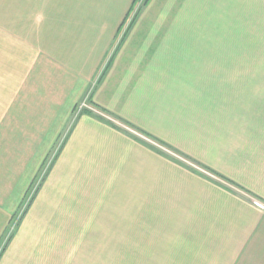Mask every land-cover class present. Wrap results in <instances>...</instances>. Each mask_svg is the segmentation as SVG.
Returning a JSON list of instances; mask_svg holds the SVG:
<instances>
[{
	"label": "crops",
	"instance_id": "crops-1",
	"mask_svg": "<svg viewBox=\"0 0 264 264\" xmlns=\"http://www.w3.org/2000/svg\"><path fill=\"white\" fill-rule=\"evenodd\" d=\"M216 1L227 4L150 0L129 28L135 0H0V264L70 263L73 248L87 246L89 228L71 215L87 212V198L101 199L104 190L113 204L136 200L128 213L145 223L152 213L175 223L177 235L203 248L202 261L264 264V129H236L232 144L226 134L211 144L218 129H207L206 139L176 122L190 105L199 109V90L185 89L194 84L184 65L210 53L200 47L210 35L199 21L215 20ZM86 98L93 111L77 113ZM129 129L170 143L216 178L169 173L173 163ZM152 174L175 184L151 183ZM153 197L159 207L151 211Z\"/></svg>",
	"mask_w": 264,
	"mask_h": 264
},
{
	"label": "rangeland",
	"instance_id": "rangeland-1",
	"mask_svg": "<svg viewBox=\"0 0 264 264\" xmlns=\"http://www.w3.org/2000/svg\"><path fill=\"white\" fill-rule=\"evenodd\" d=\"M226 1L227 4H219L216 1V5L210 7V17L214 15V21H199L200 33L208 32L210 35L208 38L199 39L200 47L210 50V53L202 54L201 51L198 57L184 65L185 68L187 66L191 68L190 71L184 70L185 79L190 78L194 84L185 85V89H193L194 96L196 90H199V109L195 108L196 103L194 110L191 109L193 105L183 109L182 125L180 124L182 117L177 114L176 119L183 131L195 130L198 134L205 135L206 139L209 137L205 134L207 129H218L210 135L211 144L224 141L225 134V141L227 143L231 141L232 144L238 137L235 135L236 129L240 134L247 133L246 129H264V0ZM139 2L140 0L136 6ZM143 5L144 2L139 7L140 10L144 8ZM134 15L131 14V20ZM168 114L172 115L170 111ZM162 122L164 128L168 126V129L170 128L171 122H167L165 118ZM223 129H226L225 133ZM229 129L231 134L227 132ZM129 131L137 138L143 137L145 144L158 150L173 163L174 168L169 165V173L176 174L179 170H184L198 172L209 180L214 177L204 166L178 153L170 143L167 145L159 139L146 138L137 129ZM251 133L255 135L261 131ZM67 134L68 130L65 132V135ZM185 146H192V150L195 149V144L191 141L185 142ZM59 147L53 155L51 154L50 162L57 155ZM43 169L25 200L18 222L41 188L48 165ZM153 169L157 170L155 166ZM154 182L165 187L167 184L168 186L175 184L174 178L170 176H163L162 181H157L152 174L151 183ZM151 186L159 197L160 189ZM88 193L95 196L92 191ZM136 194H142V191ZM110 195V191L104 190L101 199L87 198V212L71 215V221L87 222L89 228L86 231L87 246L82 245L80 252L73 248L72 261L68 264H225L216 260L210 263L202 261L203 248L191 245V235L185 237L184 231L178 230L180 235H177L176 224L160 221L159 213H152L151 221L145 223L142 215L128 213L129 210H136V200L131 198L123 201L120 198L119 204H113ZM156 200L158 201L157 198H152L151 211L159 207L155 203ZM169 202L168 198L163 207H169ZM103 210L107 213H101ZM165 216L167 217L166 214ZM67 220H70L68 215ZM13 223L14 221L11 227ZM163 227H166V230ZM82 237L84 238L83 234ZM81 241L84 242L83 239Z\"/></svg>",
	"mask_w": 264,
	"mask_h": 264
},
{
	"label": "built area",
	"instance_id": "built-area-1",
	"mask_svg": "<svg viewBox=\"0 0 264 264\" xmlns=\"http://www.w3.org/2000/svg\"><path fill=\"white\" fill-rule=\"evenodd\" d=\"M144 1H145V0H140L138 6H136V10H135V11H137V10L139 9V7L142 5V3H143ZM84 110H91V111H93V109H92V108L90 107V105L88 104L87 98H86L84 101H82V102L77 106V108H76L77 113H80V112H82V111H84Z\"/></svg>",
	"mask_w": 264,
	"mask_h": 264
},
{
	"label": "trees",
	"instance_id": "trees-1",
	"mask_svg": "<svg viewBox=\"0 0 264 264\" xmlns=\"http://www.w3.org/2000/svg\"><path fill=\"white\" fill-rule=\"evenodd\" d=\"M137 1H138V0H135V2H134V6L132 7V11H131V13H133V12L136 10V5H137L136 3H137ZM149 1H150V0H145L143 6L145 7V6L149 3ZM140 11H141V10L139 9V10L135 13L134 17L132 18V20H131V22H130V24H129V28H130V27L132 26V24L134 23V21H135L137 15L140 13ZM129 28H128V29H129ZM124 36H125V35H124ZM124 36H123V38H124ZM123 38L121 39V41L123 40ZM121 41H120V42H121ZM114 126H115V125H114ZM157 142H158V141H157ZM161 144H162V143H161ZM163 145H164V144H163ZM27 198H28V196H27ZM27 198H26V199H27Z\"/></svg>",
	"mask_w": 264,
	"mask_h": 264
}]
</instances>
